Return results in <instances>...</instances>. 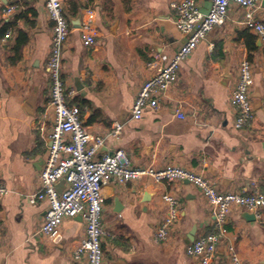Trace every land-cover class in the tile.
<instances>
[{
	"label": "crops",
	"instance_id": "0c3cea01",
	"mask_svg": "<svg viewBox=\"0 0 264 264\" xmlns=\"http://www.w3.org/2000/svg\"><path fill=\"white\" fill-rule=\"evenodd\" d=\"M172 0H66L71 33L63 51L62 75L76 93L70 98L84 125L106 134L124 124L118 137L106 138L100 153L124 149L136 165L174 163L201 172L221 192H264V49L244 24L245 10L229 8L225 24L212 31L181 63L178 78L139 119L132 108L141 85L168 64L185 36L175 24ZM202 11L210 0H196ZM17 5L10 15L7 5ZM93 10L95 43L81 36L86 11ZM81 16L78 22L77 18ZM264 22V1L255 10ZM53 21L45 0H0V264H85L74 250L85 236L81 215L66 217L56 232H41L47 200L31 202L48 157L53 119L48 102V70ZM7 33L11 37L4 40ZM253 69L250 94L254 117L235 126L231 92L239 66ZM81 87V89H79ZM77 102H76V101ZM47 111L48 117L42 118ZM184 118L179 117V113ZM178 195L180 211L171 237L156 243L155 227L164 215L161 196ZM103 264H201L188 253L187 235L212 230L214 215L202 191L183 181L103 187ZM234 210L229 233L219 244L214 264H226L234 244L245 264H264V222Z\"/></svg>",
	"mask_w": 264,
	"mask_h": 264
},
{
	"label": "built area",
	"instance_id": "2783aa9c",
	"mask_svg": "<svg viewBox=\"0 0 264 264\" xmlns=\"http://www.w3.org/2000/svg\"><path fill=\"white\" fill-rule=\"evenodd\" d=\"M66 0H45L49 16L53 21L48 70L51 91L48 102L53 128L50 133L51 146L48 157L39 173L40 187L29 196L31 202L47 200L48 208L41 225V232L51 237L66 217L81 215L86 223L85 236L74 250V257L85 259V264H103L102 242L108 232L103 225V187L111 180L119 184L149 179L155 183H171L187 180L204 194L214 215L212 230L195 237L188 246V253L200 259L201 264H214L218 257L219 244L229 233L228 218L234 210L252 213L256 220L264 222V192L240 193L221 192L214 181L201 172L184 166L168 163L162 166L136 165L124 149L100 153L109 136L122 134L124 124L115 122L106 134H95L88 129L70 98L76 93L69 87L62 75L63 51L71 33L70 19L64 11ZM209 12L205 14L196 0H172L175 24L185 40L168 64L160 67L140 87L132 108V118L139 119L149 105L160 108V95L165 93L177 80L181 63L198 47L212 31L222 27L227 19L230 6L234 3L245 10L244 24L258 36L264 49V22L255 16V10L264 0H210ZM17 5L4 8L10 15ZM94 12L86 11L82 21L83 43H95L93 27ZM11 37L7 33L4 40ZM253 83V69L249 60L239 66L237 81L231 92L236 112L235 126L243 129L254 117L250 94ZM1 106V105H0ZM48 112L42 114L47 118ZM179 117L184 118L183 113ZM64 183L59 190L60 182ZM8 192L0 183V196ZM165 205L164 215L155 227L156 243H166L178 221L180 200L178 195L168 191L162 194ZM226 264H245L234 244L228 245Z\"/></svg>",
	"mask_w": 264,
	"mask_h": 264
},
{
	"label": "water",
	"instance_id": "95a60500",
	"mask_svg": "<svg viewBox=\"0 0 264 264\" xmlns=\"http://www.w3.org/2000/svg\"><path fill=\"white\" fill-rule=\"evenodd\" d=\"M210 6H211V3H210ZM210 9V7H209ZM209 12V10L207 12H205V14H207ZM81 20V16L79 15V17L77 18V21L79 22ZM79 89H81V87H79ZM188 182V181H187ZM64 183L63 181L59 183L58 185V189L60 190L62 187H63ZM247 219H255L254 215L252 213H249V212H246L245 215H244ZM195 235H196V228L194 227L190 233L187 235V238H186V242L188 244H190L192 241H194L195 239Z\"/></svg>",
	"mask_w": 264,
	"mask_h": 264
},
{
	"label": "trees",
	"instance_id": "16d2710c",
	"mask_svg": "<svg viewBox=\"0 0 264 264\" xmlns=\"http://www.w3.org/2000/svg\"><path fill=\"white\" fill-rule=\"evenodd\" d=\"M76 101V100H75ZM77 102V101H76ZM71 103V105L73 104V101L72 102H70ZM77 111H78V113L80 114V110H79V108H77ZM80 117H81V115H80Z\"/></svg>",
	"mask_w": 264,
	"mask_h": 264
}]
</instances>
